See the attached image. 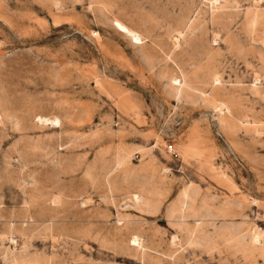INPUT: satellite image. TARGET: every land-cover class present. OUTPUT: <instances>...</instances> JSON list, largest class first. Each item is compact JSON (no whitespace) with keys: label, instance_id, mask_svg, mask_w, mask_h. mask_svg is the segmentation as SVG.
Instances as JSON below:
<instances>
[{"label":"rangeland","instance_id":"374dc122","mask_svg":"<svg viewBox=\"0 0 264 264\" xmlns=\"http://www.w3.org/2000/svg\"><path fill=\"white\" fill-rule=\"evenodd\" d=\"M0 264H264V0H0Z\"/></svg>","mask_w":264,"mask_h":264},{"label":"bare ground","instance_id":"6f19581e","mask_svg":"<svg viewBox=\"0 0 264 264\" xmlns=\"http://www.w3.org/2000/svg\"><path fill=\"white\" fill-rule=\"evenodd\" d=\"M117 25H118V27L120 28L121 31L126 32V33H128V34L131 33V32H129V31L126 29V27H124V26H122V25H120V24H117ZM131 34H132V33H131ZM132 35H133V34H132ZM134 38H135L136 41H138V39H137L136 36H134Z\"/></svg>","mask_w":264,"mask_h":264},{"label":"built area","instance_id":"2783aa9c","mask_svg":"<svg viewBox=\"0 0 264 264\" xmlns=\"http://www.w3.org/2000/svg\"><path fill=\"white\" fill-rule=\"evenodd\" d=\"M169 149H172V147H171V146H169Z\"/></svg>","mask_w":264,"mask_h":264}]
</instances>
